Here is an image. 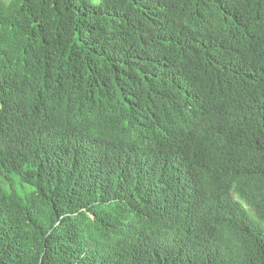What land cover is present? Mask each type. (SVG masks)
<instances>
[{"label":"trees","instance_id":"1","mask_svg":"<svg viewBox=\"0 0 264 264\" xmlns=\"http://www.w3.org/2000/svg\"><path fill=\"white\" fill-rule=\"evenodd\" d=\"M0 177V264H264V0H0Z\"/></svg>","mask_w":264,"mask_h":264},{"label":"rangeland","instance_id":"2","mask_svg":"<svg viewBox=\"0 0 264 264\" xmlns=\"http://www.w3.org/2000/svg\"><path fill=\"white\" fill-rule=\"evenodd\" d=\"M0 184L4 187V189L6 190V191H10V185L6 182V181H4L1 177H0ZM26 189H27V187H25ZM25 188H23L21 185H17L16 186V190L18 191V192H22L23 190H25ZM243 206V208L247 211V213L251 216V217H253L254 219H255V216H254V213H253V211L250 209V208H248L245 204H243L242 205ZM263 227H264V225H263Z\"/></svg>","mask_w":264,"mask_h":264}]
</instances>
